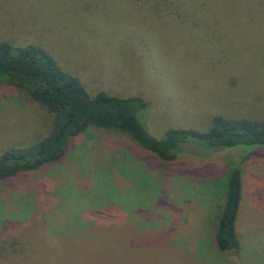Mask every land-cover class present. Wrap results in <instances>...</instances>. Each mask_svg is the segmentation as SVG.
<instances>
[{
	"label": "rangeland",
	"instance_id": "obj_1",
	"mask_svg": "<svg viewBox=\"0 0 264 264\" xmlns=\"http://www.w3.org/2000/svg\"><path fill=\"white\" fill-rule=\"evenodd\" d=\"M0 0V41L36 45L94 96L138 97L150 136L264 122V0ZM165 10V11H164ZM53 112L0 79V155L46 137ZM188 136L161 160L89 126L64 156L0 180V264H264V147ZM239 249L215 244L233 170Z\"/></svg>",
	"mask_w": 264,
	"mask_h": 264
},
{
	"label": "trees",
	"instance_id": "obj_2",
	"mask_svg": "<svg viewBox=\"0 0 264 264\" xmlns=\"http://www.w3.org/2000/svg\"><path fill=\"white\" fill-rule=\"evenodd\" d=\"M166 2L165 17L175 19L182 9L177 0ZM165 11V10H164ZM0 79L17 90L25 91L33 102L53 112L55 122L49 134L26 150H9L0 155V180L20 172L34 171L45 164L60 160L68 141L83 133L89 126L114 129L128 134L138 145L161 160L175 159V149L188 136L205 138L214 146L264 147V122L247 120H213L211 133L206 136L192 132L170 130L158 140L148 134L138 114L146 103L138 97L119 98L103 91L90 96L79 81L63 72L55 60L36 45L14 46L0 41ZM241 199V173H231L224 209L219 218L215 244L221 252L239 249L235 221ZM112 260L103 264H119L117 246Z\"/></svg>",
	"mask_w": 264,
	"mask_h": 264
}]
</instances>
